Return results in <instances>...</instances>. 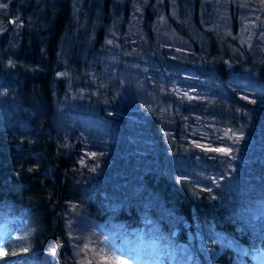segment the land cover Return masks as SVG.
<instances>
[{"label":"trees","instance_id":"16d2710c","mask_svg":"<svg viewBox=\"0 0 264 264\" xmlns=\"http://www.w3.org/2000/svg\"><path fill=\"white\" fill-rule=\"evenodd\" d=\"M179 1L178 20L169 0L165 14L192 51L183 60L156 41L155 0L144 8L136 49L147 68L129 56L135 77L124 87L146 105L138 123L99 76L109 9L127 14L124 0H84L80 27L72 0L9 2L22 25L0 34V224L11 219L15 231L0 264H88L90 235L137 228L187 245L184 264L264 256V0ZM215 21L224 32L211 29ZM242 22L255 36L249 44ZM84 23L99 27L91 44ZM165 70L193 72L199 97L151 94L149 73ZM154 96L167 110L150 106ZM185 113L228 125L219 138L232 147V129L244 127L242 150L205 151L187 138ZM92 151L101 157L90 159Z\"/></svg>","mask_w":264,"mask_h":264},{"label":"rangeland","instance_id":"374dc122","mask_svg":"<svg viewBox=\"0 0 264 264\" xmlns=\"http://www.w3.org/2000/svg\"><path fill=\"white\" fill-rule=\"evenodd\" d=\"M10 1L11 0H0V34L9 29L7 27V23L11 22L15 29L21 28L22 25L21 20L9 16L11 9L9 5ZM124 1L125 4L128 5L127 14L122 10V8L120 9L111 6L109 9L111 12V24L108 29L109 35L105 36L103 41V51L98 53V59L102 65L99 76L104 88L109 89L111 86L114 92L113 96L119 101L123 98V103L129 106L130 114L128 117L131 121L133 120L135 123H138L139 121H142L140 113L142 112L145 103L143 101H137V98L141 97V95H133L132 92H129L128 90L126 91L124 87L126 82H128V79H133V77H135V74L130 73L132 72V67L130 64L134 66L136 63V66L140 70L147 68L145 64L139 63V57L141 58V56L136 48L140 41V32L142 31L141 26L143 22L142 19L144 18V8L148 5L150 0ZM72 2L75 13V23L78 25V27H80V20L78 21V19H80L79 15L82 14L81 11L84 0H72ZM183 2L186 6L190 3L187 0H182V4ZM179 3V0H169L168 15H171L172 19L178 20L179 14L181 12V6L179 7ZM165 13V0H155L153 5V14L155 16L156 23L153 25V29L156 34V41H158L160 45H163L169 51L172 57H178V59L183 60L185 59L183 56H186L192 51L189 49V44L186 41L179 39L174 30H168L169 19ZM4 15H7L8 17L5 18ZM125 15L127 16L126 20L129 21V25L124 33H122L121 24ZM85 25L86 23L83 24V26L80 28V31L83 30V34L88 36V42L91 44V42L97 37V30H99V27L97 24H93L92 26L89 25V28H87L88 25ZM187 26L189 28V25ZM242 26V40L249 44L255 40V36L253 35L252 29L250 30L249 25H246L245 22H242ZM213 28L218 32H224L223 30L219 29V26H216V21L213 23V26H211V29ZM191 34L201 45L202 37L199 34H195L193 31ZM129 56L136 57V59L132 60L133 62L130 64V60L128 61ZM154 73H149L147 77L152 87L150 90H148L151 94H155L157 91L162 92L167 88L171 94H173L178 99L185 98V96L195 98L196 96L199 97L198 95L201 94L199 92L200 87L198 84L193 82L195 77L193 72L192 74L185 72L179 74L176 72V70H165ZM165 74H167V78L164 77ZM249 98L251 101H255L256 103L263 102L257 98H254V96H249ZM152 99L153 103L150 104L152 108L153 105H157L158 108L167 110L166 105L162 104L159 99L155 98V96ZM182 120L187 132V138L193 143H196V145L198 144L203 146L204 149L221 146V148L225 149L226 152H233L234 148V150H242V144L240 143L247 138V133H245L244 127H240L238 131L232 129V137L238 144V147L237 145L232 147L230 141L228 143L221 142V139L219 138L223 135L219 131L226 130L229 126L225 124H215V119L213 116L207 117L204 120L198 113L192 114V117H189V115L185 113ZM90 155L91 156H89V158H94L95 160L101 157V155L95 154L93 151ZM14 231L15 229H13L11 219L0 224V254L3 252L2 249L5 239ZM106 234L108 235L110 233L107 232ZM115 234H111L112 236L109 237L107 236L108 238L106 239L100 237L99 239H95L94 236L90 235L91 252H85V254L88 255V257L85 258L88 264H93L92 260L98 264H163L165 262V258L170 264H184L183 262L186 261V257L191 259L188 253L189 250L187 245L182 243L178 245L165 242L163 243V238L160 235L149 230L146 231L144 228H137L127 232H116ZM83 248L84 247H82V249ZM78 254L82 258L83 250H79ZM258 264H264V256L259 259Z\"/></svg>","mask_w":264,"mask_h":264},{"label":"snow or ice","instance_id":"6c2138e0","mask_svg":"<svg viewBox=\"0 0 264 264\" xmlns=\"http://www.w3.org/2000/svg\"><path fill=\"white\" fill-rule=\"evenodd\" d=\"M205 151H214V152L224 153L226 150L223 148H209V149H205Z\"/></svg>","mask_w":264,"mask_h":264}]
</instances>
